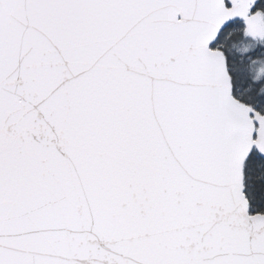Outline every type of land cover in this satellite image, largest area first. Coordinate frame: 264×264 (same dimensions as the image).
I'll use <instances>...</instances> for the list:
<instances>
[{
    "label": "snow or ice",
    "instance_id": "snow-or-ice-1",
    "mask_svg": "<svg viewBox=\"0 0 264 264\" xmlns=\"http://www.w3.org/2000/svg\"><path fill=\"white\" fill-rule=\"evenodd\" d=\"M0 264H264V0H0Z\"/></svg>",
    "mask_w": 264,
    "mask_h": 264
}]
</instances>
